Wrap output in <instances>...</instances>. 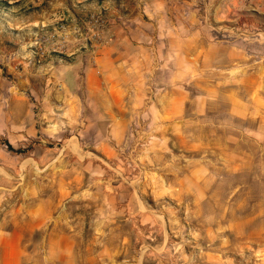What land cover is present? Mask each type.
Masks as SVG:
<instances>
[{"label":"clouds","instance_id":"1","mask_svg":"<svg viewBox=\"0 0 264 264\" xmlns=\"http://www.w3.org/2000/svg\"><path fill=\"white\" fill-rule=\"evenodd\" d=\"M0 264H264V0H7Z\"/></svg>","mask_w":264,"mask_h":264},{"label":"rangeland","instance_id":"2","mask_svg":"<svg viewBox=\"0 0 264 264\" xmlns=\"http://www.w3.org/2000/svg\"><path fill=\"white\" fill-rule=\"evenodd\" d=\"M7 10V0H0V13Z\"/></svg>","mask_w":264,"mask_h":264}]
</instances>
